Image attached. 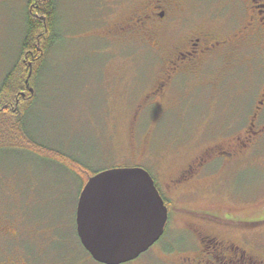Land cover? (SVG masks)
I'll use <instances>...</instances> for the list:
<instances>
[{
  "label": "rangeland",
  "instance_id": "obj_1",
  "mask_svg": "<svg viewBox=\"0 0 264 264\" xmlns=\"http://www.w3.org/2000/svg\"><path fill=\"white\" fill-rule=\"evenodd\" d=\"M144 1L58 0L54 31L58 37L36 86L31 87L36 101L26 122L37 140L74 156L95 172L140 165L167 190V180L206 145L232 141L243 133L255 97L251 90L245 97L243 116L236 123L239 127L224 133L219 128L223 118L218 114L222 101L209 100L206 93L199 92L174 97L158 119L157 110L141 114L142 121L135 125L133 114L155 84L156 70L147 67L140 44L105 31ZM27 2L0 0V87L21 55ZM140 123L157 126L160 146L151 153L136 142L143 135ZM255 147L249 158L242 156L245 160L236 165L239 171L223 173L226 181L216 177L203 183L193 190L198 193L192 197L171 193V220L165 235L128 264H174L170 243L179 246L180 239L186 237L175 228L183 229L191 221L264 253V224L258 222L264 217V136ZM83 182L82 176L61 164L27 151H0V221L15 225L24 217L20 221L24 240L30 224L35 226L32 230L36 235L40 230L47 232L51 243L36 240V236L29 243L47 264H100L84 250L76 235L75 213ZM184 209L241 221L221 228L214 221L201 222L205 215L190 220L193 216Z\"/></svg>",
  "mask_w": 264,
  "mask_h": 264
},
{
  "label": "flooded vegetation",
  "instance_id": "obj_2",
  "mask_svg": "<svg viewBox=\"0 0 264 264\" xmlns=\"http://www.w3.org/2000/svg\"><path fill=\"white\" fill-rule=\"evenodd\" d=\"M136 6L105 31L115 38L140 44L147 56V67L156 70L155 84L133 114L135 125L142 121L141 114L157 110L158 119L166 113L174 97L199 92L206 93L209 100L222 101L218 114L223 118L219 128L224 133L239 127L236 123L243 116L245 97L251 90L255 97L240 136L233 137L232 141L224 139L206 145L174 178L167 180V190L155 182L169 213L164 236L171 220V193L192 197L198 193L193 190L203 183L216 177L226 181L223 173L239 171L236 165L245 160L242 156L249 158L256 149L255 144L264 136V0H146ZM225 116L231 119L224 120ZM146 125L141 124L143 135L135 140L151 153L160 142L155 133L157 126ZM248 149L251 152H247ZM137 167L146 170L140 165ZM150 174L154 179L152 172ZM187 213L193 216L190 220L205 215L201 222L214 221L221 228L235 222L228 216L217 217L208 212ZM260 219L258 222L264 224V217ZM20 221L15 225L0 221V264H47L33 252L29 243L36 236V240L49 244V235L43 230L36 235L32 230L35 226L30 224L24 240ZM43 223L40 225L45 228ZM241 223L250 227L256 225ZM183 226L175 230L186 237L180 239L179 246L170 243L174 264H264V253L251 245L237 244L216 231L205 230L195 221ZM75 229L78 237L76 215ZM78 240L80 242L79 237Z\"/></svg>",
  "mask_w": 264,
  "mask_h": 264
},
{
  "label": "water",
  "instance_id": "obj_3",
  "mask_svg": "<svg viewBox=\"0 0 264 264\" xmlns=\"http://www.w3.org/2000/svg\"><path fill=\"white\" fill-rule=\"evenodd\" d=\"M168 216L148 171L140 167L111 169L90 178L81 191L77 234L96 262L128 264L159 242Z\"/></svg>",
  "mask_w": 264,
  "mask_h": 264
},
{
  "label": "trees",
  "instance_id": "obj_4",
  "mask_svg": "<svg viewBox=\"0 0 264 264\" xmlns=\"http://www.w3.org/2000/svg\"><path fill=\"white\" fill-rule=\"evenodd\" d=\"M58 17V0H28L21 55L0 87V151H27L33 156L59 163L82 176V191L88 180L100 172L93 171L74 156L37 140L26 122L36 101L31 87L36 86L46 58L56 44L58 33L54 31Z\"/></svg>",
  "mask_w": 264,
  "mask_h": 264
}]
</instances>
